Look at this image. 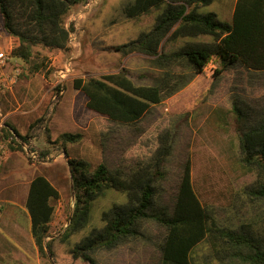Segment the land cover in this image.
Instances as JSON below:
<instances>
[{
  "label": "rangeland",
  "instance_id": "rangeland-1",
  "mask_svg": "<svg viewBox=\"0 0 264 264\" xmlns=\"http://www.w3.org/2000/svg\"><path fill=\"white\" fill-rule=\"evenodd\" d=\"M123 1L84 0L71 6L65 19L66 25L73 26L68 48L51 51L35 48L38 52L35 59L45 57L46 64L38 72H29L28 64L10 55L15 45L11 39L5 40L0 15V51L18 69L12 91L0 94V138L7 156L0 166V212L4 219L15 224H27V211L24 214L22 210L23 192L35 174L45 175L58 189L51 220L56 221L49 228L54 253L52 257L39 255L41 264H88L74 258L71 249L92 228L103 225L102 211L126 202L124 191L104 189L86 203L87 225L62 239L73 208L67 160H83L87 174H92L100 163L110 171L123 168L152 156L160 145L159 135L165 132L172 136L171 152L163 163V178L156 182L151 212L171 210L180 167L188 158L193 188L221 226L235 229L244 226L254 233L264 231V203L245 194L254 184L256 173L241 165L230 108L236 98L252 107L264 103V71L237 66L216 73L220 64L212 59L187 85L152 106L136 124L137 129L115 125L89 109L84 93L73 87L72 80L76 77H98L121 67L133 71L135 83L147 81L140 73L153 71L140 53L124 55L112 47L148 31L163 5L124 18L120 10ZM235 1L211 0L197 11L214 12L219 21L231 23ZM188 41L210 44L212 38L208 35L165 38L159 50L169 52ZM40 117L29 129V124ZM8 125L21 134L28 132L27 142L20 146L12 143V148L11 136L5 137L1 131L9 129ZM63 132H79L82 137L75 142H63L59 138ZM14 140L20 142L17 137ZM140 231L136 238L113 249L98 248L92 257L98 264H162L157 244L164 227L152 217L140 222ZM193 257L192 264H219L206 241L194 248Z\"/></svg>",
  "mask_w": 264,
  "mask_h": 264
},
{
  "label": "trees",
  "instance_id": "trees-1",
  "mask_svg": "<svg viewBox=\"0 0 264 264\" xmlns=\"http://www.w3.org/2000/svg\"><path fill=\"white\" fill-rule=\"evenodd\" d=\"M83 1L0 0L1 28L6 35L18 39L10 55L28 64L29 72L44 69L45 57L36 60L35 48L67 49L73 26L66 25L65 19L71 6ZM210 2L124 0L120 8L124 18L136 17L163 5L148 31L142 32L137 39L112 47L124 55L140 53L153 71L139 74L147 79L143 83H135L133 71L124 67L98 77L74 78L72 85L84 93L87 107L115 125L137 129L136 124L152 106L187 85L212 59L220 64L215 68L216 73L237 66L264 71V0H236L231 23L219 21L214 12L197 11L200 5ZM200 35L210 36V44L188 41L169 52L159 50L165 38ZM238 101L233 99L230 108L238 136L239 160L241 165L256 173L254 184L245 194L264 203V103L252 107ZM40 120L41 117L30 123L29 129ZM8 128L1 131L5 137L11 136L9 145L12 148V143L20 146L27 142L28 132L21 134L12 125ZM81 137L79 132H63L59 136L63 142H75ZM171 137L169 132L159 135L160 145L147 160L134 161L112 171L100 163L92 174H87L83 160H67L73 208L62 239L87 225L88 200L96 198L106 188L126 193L125 203L101 212L103 225L92 228L74 245L73 257L98 264L92 257L94 251L101 247L113 249L136 238L141 234L140 222L154 217L164 227L157 244L162 264H192L194 248L202 241L209 244L219 264H264V231L254 233L244 226L239 229L221 226L193 188L188 158L180 167L171 210L151 212L156 182L163 178V163L171 152ZM58 198V189L45 175L35 174L29 180L24 206L30 234L41 256L52 257L54 253L49 228Z\"/></svg>",
  "mask_w": 264,
  "mask_h": 264
},
{
  "label": "crops",
  "instance_id": "crops-1",
  "mask_svg": "<svg viewBox=\"0 0 264 264\" xmlns=\"http://www.w3.org/2000/svg\"><path fill=\"white\" fill-rule=\"evenodd\" d=\"M9 39L13 40L14 45L18 44L17 37L6 35L5 40ZM198 74L196 76H198ZM6 159L7 156L4 158V161H6ZM27 187L28 183L23 192L24 198L26 196ZM8 199L9 197H6V200ZM22 210L25 214L26 209L24 205L22 206ZM28 219L29 217H27V220ZM55 221H51L50 223ZM32 263L41 264V257L37 252L33 238L30 234V222L28 221L27 224L24 225L15 224L10 220L4 219L3 213L0 212V264Z\"/></svg>",
  "mask_w": 264,
  "mask_h": 264
},
{
  "label": "built area",
  "instance_id": "built-area-1",
  "mask_svg": "<svg viewBox=\"0 0 264 264\" xmlns=\"http://www.w3.org/2000/svg\"><path fill=\"white\" fill-rule=\"evenodd\" d=\"M8 59L9 56L4 51H0V94H6L12 91L17 81L18 69L14 68L11 63L7 61ZM5 155L6 146L2 138H0V166L4 161Z\"/></svg>",
  "mask_w": 264,
  "mask_h": 264
}]
</instances>
